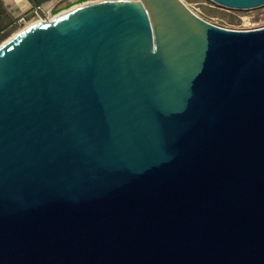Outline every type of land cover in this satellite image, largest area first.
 Masks as SVG:
<instances>
[{"label":"water","instance_id":"1","mask_svg":"<svg viewBox=\"0 0 264 264\" xmlns=\"http://www.w3.org/2000/svg\"><path fill=\"white\" fill-rule=\"evenodd\" d=\"M0 264H264V27L105 0L3 42Z\"/></svg>","mask_w":264,"mask_h":264},{"label":"rangeland","instance_id":"2","mask_svg":"<svg viewBox=\"0 0 264 264\" xmlns=\"http://www.w3.org/2000/svg\"><path fill=\"white\" fill-rule=\"evenodd\" d=\"M34 1V0H33ZM79 0H46L37 12H29L27 23L18 25L0 5V45L40 18H50L54 9L65 10ZM102 1V0H85ZM196 15L216 26L231 30H251L264 27V5L252 9H233L213 0H182ZM79 3V2H78Z\"/></svg>","mask_w":264,"mask_h":264},{"label":"crops","instance_id":"3","mask_svg":"<svg viewBox=\"0 0 264 264\" xmlns=\"http://www.w3.org/2000/svg\"><path fill=\"white\" fill-rule=\"evenodd\" d=\"M24 1L27 2L28 7L23 6ZM0 5L6 14L16 21L31 12L36 4L33 0H0Z\"/></svg>","mask_w":264,"mask_h":264},{"label":"bare ground","instance_id":"4","mask_svg":"<svg viewBox=\"0 0 264 264\" xmlns=\"http://www.w3.org/2000/svg\"><path fill=\"white\" fill-rule=\"evenodd\" d=\"M102 1H105V0H102ZM89 3H91V1H84V2H80V3H78V2H74V3H71L70 4V7L69 8H66L65 10H63V11H68V10H72V9H76V8H79V7H82V6H84V5H87V4H89ZM23 6H26V7H28V4H27V2L26 1H24L23 2ZM53 17V14H52V16H51V18ZM51 18H49V19H51ZM35 22H33V23H31L30 25H32V24H34ZM29 25V26H30ZM28 27V26H27ZM19 33V32H18ZM16 35V34H15Z\"/></svg>","mask_w":264,"mask_h":264},{"label":"built area","instance_id":"5","mask_svg":"<svg viewBox=\"0 0 264 264\" xmlns=\"http://www.w3.org/2000/svg\"><path fill=\"white\" fill-rule=\"evenodd\" d=\"M41 7L40 6H37V5H35L34 7H33V9H32V11L34 10V12H37V11H39V9H40ZM29 16V14H27V15H24V16H22V17H20L19 19H17L16 20V23L18 24V25H23V24H26L27 23V17ZM51 18V17H50ZM53 18V17H52ZM51 18V19H52ZM51 19H49V18H40V20H37V21H35V23L36 22H38V21H41V20H51ZM33 23V22H32Z\"/></svg>","mask_w":264,"mask_h":264},{"label":"trees","instance_id":"6","mask_svg":"<svg viewBox=\"0 0 264 264\" xmlns=\"http://www.w3.org/2000/svg\"><path fill=\"white\" fill-rule=\"evenodd\" d=\"M44 1H46V0H34L35 4L37 6H40Z\"/></svg>","mask_w":264,"mask_h":264},{"label":"flooded vegetation","instance_id":"7","mask_svg":"<svg viewBox=\"0 0 264 264\" xmlns=\"http://www.w3.org/2000/svg\"><path fill=\"white\" fill-rule=\"evenodd\" d=\"M85 1V0H84ZM77 2H79V1H77Z\"/></svg>","mask_w":264,"mask_h":264}]
</instances>
